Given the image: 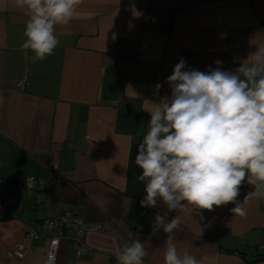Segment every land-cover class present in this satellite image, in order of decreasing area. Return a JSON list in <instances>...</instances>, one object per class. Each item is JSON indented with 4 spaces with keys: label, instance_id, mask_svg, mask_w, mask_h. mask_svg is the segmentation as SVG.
<instances>
[{
    "label": "crops",
    "instance_id": "obj_1",
    "mask_svg": "<svg viewBox=\"0 0 264 264\" xmlns=\"http://www.w3.org/2000/svg\"><path fill=\"white\" fill-rule=\"evenodd\" d=\"M168 1L82 0L71 23L56 27L54 54L34 63L21 50L28 17L0 0V264H43L48 239L30 240L28 230L66 209L101 229L79 252L63 232L57 264H117L116 249L135 238L148 248L145 264H163L168 234L153 233L155 214L176 213L140 205L135 156L146 109L170 95L166 78L181 57L200 71L234 70L264 45V0H178L170 11ZM239 191L243 203L254 187ZM12 194L18 200L6 209ZM233 207L184 217L174 243L203 264H264L256 250L264 199L245 201V217ZM17 244L27 247L23 257H7Z\"/></svg>",
    "mask_w": 264,
    "mask_h": 264
},
{
    "label": "clouds",
    "instance_id": "obj_2",
    "mask_svg": "<svg viewBox=\"0 0 264 264\" xmlns=\"http://www.w3.org/2000/svg\"><path fill=\"white\" fill-rule=\"evenodd\" d=\"M11 3L28 17L21 50L31 51L35 63L54 54L60 43L56 27L71 23L82 0ZM166 83L170 95L146 109L148 131L135 156L141 170L137 182L145 192L140 205L156 207L160 202L167 212L176 213L170 220L155 214L153 233L162 229L168 234L163 264H203L206 257L198 259L174 243L172 234L182 219L196 214L203 220L202 210L211 212L229 203L235 204L232 213L245 217V201L264 199V45L234 70L208 66L200 71L186 66L181 57ZM155 87L158 91L162 85ZM245 182L254 191L240 203L237 197ZM58 252L59 240L54 239L43 264H57ZM114 255L117 264H145L149 251L135 238Z\"/></svg>",
    "mask_w": 264,
    "mask_h": 264
},
{
    "label": "built area",
    "instance_id": "obj_3",
    "mask_svg": "<svg viewBox=\"0 0 264 264\" xmlns=\"http://www.w3.org/2000/svg\"><path fill=\"white\" fill-rule=\"evenodd\" d=\"M179 4L178 0H169L167 4V9L174 10V8ZM168 24L171 23V17H165ZM57 170L51 168V179L58 177ZM54 178V179H56ZM46 178L40 180V183H47L51 180ZM27 188L31 189L33 187L32 178H27L25 181ZM18 198L16 195H8L2 199V205L8 209L11 205L17 202ZM101 229L99 223L90 222L84 218L78 217L69 210H62L60 213L53 215L51 217L45 218L37 222L32 228H29L27 237L30 240L36 239L38 237H46L48 239L47 252L51 247L52 241L62 237L63 232L67 233V238L72 242L77 252H79L84 246V239L87 233L98 231ZM27 247L24 244H17L13 249L6 252L7 257H18L21 258L26 252ZM256 250L261 253L264 257V237L261 238L260 242L256 245ZM47 256V253H46Z\"/></svg>",
    "mask_w": 264,
    "mask_h": 264
}]
</instances>
